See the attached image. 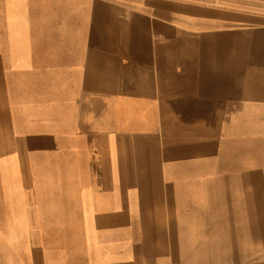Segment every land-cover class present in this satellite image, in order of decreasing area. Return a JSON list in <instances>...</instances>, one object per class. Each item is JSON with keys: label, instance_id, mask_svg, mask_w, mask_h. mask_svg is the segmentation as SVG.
Wrapping results in <instances>:
<instances>
[{"label": "crops", "instance_id": "1", "mask_svg": "<svg viewBox=\"0 0 264 264\" xmlns=\"http://www.w3.org/2000/svg\"><path fill=\"white\" fill-rule=\"evenodd\" d=\"M229 190L264 212V0H0V264H178Z\"/></svg>", "mask_w": 264, "mask_h": 264}, {"label": "rangeland", "instance_id": "2", "mask_svg": "<svg viewBox=\"0 0 264 264\" xmlns=\"http://www.w3.org/2000/svg\"><path fill=\"white\" fill-rule=\"evenodd\" d=\"M67 159L76 158L68 154ZM233 199V191L222 192L218 200L208 201L219 208L191 212L190 224L186 223V217L180 216L178 228L165 239L162 234L148 233L152 218L145 212L143 216L139 212H93V215L100 239L139 240L142 235L144 239H164L172 246L164 249V255L177 258L178 264H264V212H251L249 201L242 202L243 212H225L227 207L233 209Z\"/></svg>", "mask_w": 264, "mask_h": 264}]
</instances>
